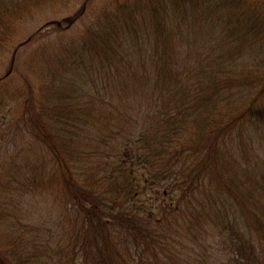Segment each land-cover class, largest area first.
<instances>
[{
  "label": "trees",
  "instance_id": "1",
  "mask_svg": "<svg viewBox=\"0 0 264 264\" xmlns=\"http://www.w3.org/2000/svg\"><path fill=\"white\" fill-rule=\"evenodd\" d=\"M40 12L0 78V264H264V0H0V66Z\"/></svg>",
  "mask_w": 264,
  "mask_h": 264
},
{
  "label": "rangeland",
  "instance_id": "2",
  "mask_svg": "<svg viewBox=\"0 0 264 264\" xmlns=\"http://www.w3.org/2000/svg\"><path fill=\"white\" fill-rule=\"evenodd\" d=\"M47 16H48L47 13L40 12L38 14V16L34 20H32L31 22L25 24V29L23 31V34L25 35V39H27V43L24 44V42H23V43H21L19 45L17 44V46H16L17 47L16 48V52L17 53H16L15 58H13V60H12V64H11V57H8L6 62L3 65L0 66V78L4 77L6 75V73L10 70L11 65H13V68L22 69L21 65H22L23 59L25 58V56L27 55L29 50L32 49V47L34 45H36L38 43V41L40 40V37H39V34L37 33V31L41 30L43 25H45L47 23V21H48ZM80 22L81 21H79L76 25L79 26L78 24ZM77 26L75 27V29L77 28ZM16 125L18 127H16ZM21 125L22 124H18V123L17 124H12V125H9V124L8 125H6V124L2 125V123L0 122V134L3 131H5V130H7V132L9 131V141L11 143H14V141L19 140L21 138V136H22V133H21L22 126ZM11 136H13L15 139H12ZM261 163H262L261 161H258L257 164H256V167H261V165H262ZM47 208L48 207H44V205L38 204L37 217L43 218L46 213L50 212L51 209L50 210L48 209V211H47ZM159 217H161V216H159ZM159 220H162V219L159 218ZM174 228L171 229V231H170L171 233L174 232ZM177 232H178V230H177ZM191 254L194 255V253L192 251H191ZM195 259L197 261H193L194 263L208 264V259L207 258H205L204 260H199L195 256Z\"/></svg>",
  "mask_w": 264,
  "mask_h": 264
}]
</instances>
